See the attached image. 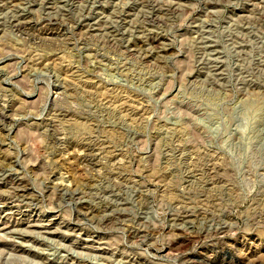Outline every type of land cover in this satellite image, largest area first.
<instances>
[{"label":"rangeland","instance_id":"374dc122","mask_svg":"<svg viewBox=\"0 0 264 264\" xmlns=\"http://www.w3.org/2000/svg\"><path fill=\"white\" fill-rule=\"evenodd\" d=\"M0 264H264V0H0Z\"/></svg>","mask_w":264,"mask_h":264},{"label":"bare ground","instance_id":"6f19581e","mask_svg":"<svg viewBox=\"0 0 264 264\" xmlns=\"http://www.w3.org/2000/svg\"><path fill=\"white\" fill-rule=\"evenodd\" d=\"M25 187V186H24ZM18 189V188H17ZM23 189V188H22ZM18 194V193H17ZM32 197V196H31ZM12 203V202H11Z\"/></svg>","mask_w":264,"mask_h":264}]
</instances>
